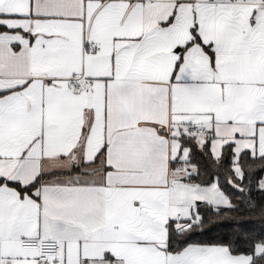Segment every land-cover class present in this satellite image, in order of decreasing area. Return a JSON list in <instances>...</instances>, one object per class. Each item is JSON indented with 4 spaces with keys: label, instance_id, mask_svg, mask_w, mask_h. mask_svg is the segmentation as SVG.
I'll list each match as a JSON object with an SVG mask.
<instances>
[{
    "label": "snow or ice",
    "instance_id": "1",
    "mask_svg": "<svg viewBox=\"0 0 264 264\" xmlns=\"http://www.w3.org/2000/svg\"><path fill=\"white\" fill-rule=\"evenodd\" d=\"M0 264H264V0H0Z\"/></svg>",
    "mask_w": 264,
    "mask_h": 264
}]
</instances>
